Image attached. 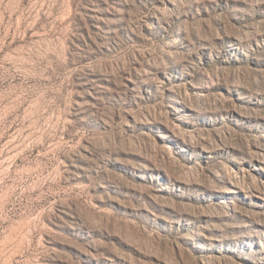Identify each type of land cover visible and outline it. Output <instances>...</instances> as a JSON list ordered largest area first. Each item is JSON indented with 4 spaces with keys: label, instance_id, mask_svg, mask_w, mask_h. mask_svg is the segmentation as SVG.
<instances>
[{
    "label": "rangeland",
    "instance_id": "obj_1",
    "mask_svg": "<svg viewBox=\"0 0 264 264\" xmlns=\"http://www.w3.org/2000/svg\"><path fill=\"white\" fill-rule=\"evenodd\" d=\"M0 264H264V0H0Z\"/></svg>",
    "mask_w": 264,
    "mask_h": 264
}]
</instances>
